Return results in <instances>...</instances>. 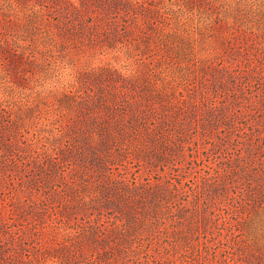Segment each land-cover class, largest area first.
Here are the masks:
<instances>
[{"label":"trees","instance_id":"trees-1","mask_svg":"<svg viewBox=\"0 0 264 264\" xmlns=\"http://www.w3.org/2000/svg\"><path fill=\"white\" fill-rule=\"evenodd\" d=\"M72 43L109 61L54 82ZM3 56L0 263L264 264V0L0 2ZM201 153L226 165L168 180L180 202L122 168L192 169ZM203 190L257 213L212 231V251L199 237L222 208L202 214Z\"/></svg>","mask_w":264,"mask_h":264},{"label":"rangeland","instance_id":"rangeland-1","mask_svg":"<svg viewBox=\"0 0 264 264\" xmlns=\"http://www.w3.org/2000/svg\"><path fill=\"white\" fill-rule=\"evenodd\" d=\"M14 0H0V2H7L8 5H10ZM27 1V0H24ZM66 60H64V64L61 62L63 60H61L60 58H58V65L56 64V72L55 75H57L54 78V82L56 79L60 78L66 75L68 77V73H72L74 71H79V70H89L92 67L95 66H99V65H103L104 63H107L109 61V58H107V55H103L100 54L98 52H95L94 49L89 48H85V46H79V44L77 43H72V44H68V47L66 49ZM3 59V61L5 62V66H3L2 64H0V68H1V74L2 72L5 73L4 70H13L14 71V67L13 65L8 62V58H6V56ZM60 64V65H59ZM59 66V67H58ZM12 72V71H11ZM13 73V72H12ZM5 75V74H4ZM12 81L14 80V76L10 77ZM20 85L23 90H25L27 92V94H35L37 95L36 92V88H34V90L32 89L33 84L32 83H26V81L22 80L20 78ZM1 81L3 83H1ZM5 79L1 78L0 79V83L1 85H4ZM10 84V83H8ZM13 85L16 86L15 83H13ZM45 85V84H44ZM52 85V82H47L46 83V87H50ZM21 89V88H20ZM224 133V132H223ZM200 142L203 143V138L200 140ZM200 144V150L202 151L204 148H207L206 151H211L212 146H208L206 144ZM210 150H209V149ZM195 158L198 157V159L200 160L201 158H203L201 164L202 165H195L194 168L189 169V165L187 163V161L190 159V157H186L185 155V164L184 166H182V168H180L178 171H173L171 170L170 167H168L169 165H167L165 168H167L165 171H162V162L158 163V165L156 166H152L150 163H147V160L142 158L140 159V162L135 163L134 161H132V163H127L125 165V167L123 168V171L126 172V174H128L129 177H133V176H138V180L141 181H148L150 179V182H152L153 184L155 183V178L156 177H160L164 183L161 186V191H163V189L167 192H173V188L172 185H170L169 182H176L175 180L180 177L183 179V182L188 181L189 179L193 182H195L196 180L200 181L202 180V184L204 185L205 183H208L209 181L204 180L205 178H203V171L200 169L204 168V165H210V166H218L217 168H220L224 165H226V162L224 161L223 157H216V156H206L204 154H197L194 156ZM75 169H73V171L71 172V176L74 177H80L85 173V169L83 167H81L77 161V164H74ZM198 170V171H197ZM224 174V173H223ZM176 179H173V178ZM224 179V178H222ZM169 180V182H168ZM228 181V180H227ZM193 184V183H192ZM232 185V186H231ZM228 189L230 191L231 195H234V192H238L239 187L237 186H233V184H231ZM185 188H188V186H186ZM209 188V187H208ZM212 188V187H211ZM217 188V187H216ZM184 188H181L178 190H175V196H174V200H177V202H180V196L181 194L180 191H182ZM177 193V194H176ZM221 193V194H220ZM220 193L215 190V192L210 191V190H203V193H201V197L200 200L199 198H197V202L198 200L200 202H198L201 208V212L202 214H205L206 212L210 215L213 214L212 209L213 207L216 208H222V210L220 209L219 211L222 213V217H220V219L218 220V227H213V228H208L207 231L205 233H202L199 237L200 240V244L201 245H206L209 244L212 247H208L210 251L213 250V247L215 245H213L215 243L216 240H214V236L212 235V231H215V234L222 233L220 235V237H224L226 238V234H227V228H225L226 226L228 228L233 227L234 229L238 230L240 227H245L246 226V222L249 221V217L251 216V214L254 213V215H257V213L252 210V207L246 206L244 205L243 202H240L238 205V208L232 210L230 208V210L228 209L229 206H231L230 204H233L232 201H230V197L232 196H225L226 193H223L222 191H220ZM223 193V194H222ZM182 197V196H181ZM209 197V198H208ZM227 197V198H226ZM194 198V197H193ZM196 198V197H195ZM208 200L207 203L205 200ZM238 201V200H237ZM237 204V203H235ZM189 206L193 207L194 209L196 208V204H194L193 202L189 203ZM205 209V210H204ZM228 238H231V235H228ZM242 238V237H240ZM204 255H207L205 249H204ZM204 258V257H203ZM205 259V258H204ZM2 264V263H0Z\"/></svg>","mask_w":264,"mask_h":264}]
</instances>
